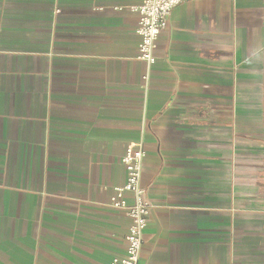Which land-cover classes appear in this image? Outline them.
Listing matches in <instances>:
<instances>
[{"label": "crops", "instance_id": "0c3cea01", "mask_svg": "<svg viewBox=\"0 0 264 264\" xmlns=\"http://www.w3.org/2000/svg\"><path fill=\"white\" fill-rule=\"evenodd\" d=\"M143 1L0 0V264L125 257L132 142L139 264H264V0L180 4L154 64Z\"/></svg>", "mask_w": 264, "mask_h": 264}, {"label": "built area", "instance_id": "2783aa9c", "mask_svg": "<svg viewBox=\"0 0 264 264\" xmlns=\"http://www.w3.org/2000/svg\"><path fill=\"white\" fill-rule=\"evenodd\" d=\"M190 0H144L142 4L131 7L139 16L136 32L141 37L138 58L148 64H154L155 50L160 34L168 27L172 11L180 4ZM60 10L57 9L56 13ZM145 151L141 144L132 142L127 146L122 163L126 170V183L117 187L110 197L109 205L127 212L130 229L126 237V255L111 264H139L144 244V232L147 227L151 202L147 189L141 184ZM126 194H132L133 203L129 205Z\"/></svg>", "mask_w": 264, "mask_h": 264}]
</instances>
